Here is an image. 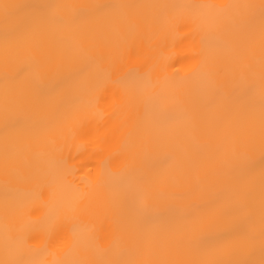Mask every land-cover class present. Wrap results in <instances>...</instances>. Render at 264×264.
Segmentation results:
<instances>
[{
  "label": "bare ground",
  "instance_id": "1",
  "mask_svg": "<svg viewBox=\"0 0 264 264\" xmlns=\"http://www.w3.org/2000/svg\"><path fill=\"white\" fill-rule=\"evenodd\" d=\"M11 4H44L51 7L47 14L55 16L62 23L49 25L46 29L35 30L19 40L5 41V22L0 15V259L5 258L6 224L14 226L17 232L30 227V219L54 216L56 206L49 203L39 205V211L31 217L16 216L6 220V195L10 202L17 204L29 200L35 201V186L23 182L30 164L47 166L55 161L61 149L69 156L68 166L75 169L67 176L68 186L63 188L60 197L70 201L77 194L76 189H84L85 180H90L97 189L100 202L94 205L95 211L83 217L88 229L96 230L99 239L89 246L88 256H101L103 249L111 248L119 255L127 250V258H135L136 252L129 245V236L139 233L154 236L167 258L182 260H206L214 258L211 254L194 249L188 243V228L183 220V210L203 194L210 199L227 203L232 197V186L225 185L222 177L230 169L239 165L240 174L234 177V184L250 182L251 195L255 204L253 223L257 233L260 229L261 170L264 158L261 156L258 142L260 120V76H259V29L255 32L256 73L254 76V102L250 118L255 121L257 144L254 150L239 149L234 152L233 140L246 125L249 115L243 112L231 97H227L219 87L216 73L217 57L214 51L207 53V63L193 74L199 57H192L193 42L185 39L188 29L176 27L168 38L165 54L171 65L167 69L170 79H161L157 91L159 96L149 101L156 105L145 111L137 109L132 101L115 93L109 82V67L97 68L89 65L87 79L76 85V101L65 113L57 116L58 127L49 129L46 136L32 134L31 115L35 104L50 103L54 97L49 95L57 81L62 78L49 70L48 57L53 59L61 55L84 64L79 55L77 43L86 36L95 34L103 27L110 45L117 49L121 72L130 68H140L147 72L154 65L160 50L157 41L150 32H146L143 42L135 56L124 55L130 42L127 35L132 32L129 24L119 32L112 31V21H124L140 16H165L172 13L182 14L187 9H166L153 7L159 5H199V4H258L259 0H4ZM94 5H138V8L110 7L103 15ZM84 6V7H82ZM87 44L88 41L84 40ZM198 46V45H197ZM7 47V59H6ZM43 49L48 55L34 58L35 48ZM25 67L23 81L13 76L16 66ZM158 68L153 78L160 76ZM241 69L237 58L226 55L223 59L222 77L235 84L247 82L241 79ZM114 79V77H112ZM181 85L177 95L176 85ZM99 98V99H97ZM120 105L117 115H113ZM163 111V118L159 112ZM18 117L26 119L25 127L13 126ZM65 119L68 124L64 125ZM79 126L80 134L72 139L69 128ZM151 135L154 143L141 148L140 137ZM63 137V138H61ZM72 145L71 152L65 143ZM89 147L77 149L76 145L88 144ZM97 146L102 149L94 154ZM166 156L162 174L166 186L159 188L152 181L141 179L145 161ZM8 164V175L5 164ZM106 161L102 176L101 163ZM249 164L251 166H249ZM119 188L129 193L130 214L123 213L113 202L108 192ZM179 191H187L183 199L174 196ZM195 194V195H194ZM149 207H141L144 198ZM165 208L174 210V218L159 215ZM45 221L41 227H46ZM85 255L80 249L65 255L57 252L48 255L54 258L73 259ZM261 259L259 243L251 257Z\"/></svg>",
  "mask_w": 264,
  "mask_h": 264
},
{
  "label": "snow or ice",
  "instance_id": "2",
  "mask_svg": "<svg viewBox=\"0 0 264 264\" xmlns=\"http://www.w3.org/2000/svg\"><path fill=\"white\" fill-rule=\"evenodd\" d=\"M51 7L44 4H11L0 0V15L5 22V41L19 40L35 30L46 29L49 25L62 23L55 16L47 14ZM84 7V6H82ZM100 11L110 7L138 8V5H94L91 6ZM166 9L183 8L187 12L182 14H169L165 16H140L124 21H112V31L119 32L121 27L125 29L130 24L132 32L127 35L130 41L124 50V55L135 56L138 54V45L143 42L146 32H150L157 41L160 56L157 62L147 72L140 68H130L121 72L119 59L122 60L117 49L113 48L108 35L101 26L98 31L86 36L77 43L79 55L86 63L81 64L77 60L61 55L56 59L48 57L49 70L62 75L49 95L54 97L50 103L35 104L31 115L32 134L46 136L49 129L58 127L57 116L65 113L69 107L75 104L76 85L87 79L86 70L89 65L97 68L102 65L109 67L108 78L114 91L120 94L125 101L135 103L137 109L143 107L148 111L156 105H149V101L159 96L157 91L161 79H170L167 69L169 57L165 54L168 46L170 32L176 27L188 29L185 39L193 42L192 57H199V61L193 74L199 71L207 63V53L214 51L217 57L216 73L219 85L227 97H231L236 105L249 119L233 140L234 152L239 149L254 150L257 144V129L255 121L250 118L252 104L254 102V76L256 66L254 63L255 44L254 36L259 29V76H260V120L258 142L262 158H264V0L258 4H199V5H159ZM84 40L88 43L85 44ZM198 45V46H197ZM34 58L47 56L48 54L37 47L32 52ZM228 55L239 60L241 79L247 73V82L235 84L230 79H223V59ZM7 59V47H6ZM158 68L160 76L153 78L152 73ZM25 67L16 66L13 70L15 79L23 81ZM114 77V79H112ZM177 95L181 92V85L176 86ZM99 99V98H97ZM120 105H117L113 115H117ZM159 118H163V111L159 112ZM64 125L68 124L65 119ZM26 119L18 117L13 121L17 128L25 127ZM80 134L79 126L69 128V135L75 139ZM63 138V137H61ZM151 135L140 137L141 148L153 144ZM88 144L76 145L77 149L89 147ZM65 147L71 152L72 145L65 143ZM102 149L98 146L94 154ZM69 156H65L61 149L55 161L47 166L30 164L23 177V182L35 186V201L29 200L23 203L10 202L6 195L5 216L6 220L16 216L31 217L39 211L36 201L41 206L54 203L56 211L54 216L36 217L30 219V227L17 232L14 222L6 224L5 258L0 259V264H264V168L261 170V200H260V229L257 233L253 217L256 209L251 195L250 182L234 184V177L240 174L239 165L230 169L222 177L225 185L232 186V197L227 203L208 198L203 194L195 195L192 203L183 210V220L188 228V243L194 249L209 253L214 258L206 260H182L167 258L162 254V249L154 236H145L132 233L129 236V245L135 249V258H127V250H122L119 255L113 254L111 248L103 249L101 256H88L89 246L99 239L96 230L88 229L83 224V217L95 211L94 205L100 202L97 189L100 181L95 186L90 180H85L84 189H76V196L70 201L62 200L60 193L68 186L67 176L73 175L75 169L68 166ZM167 157H156L145 161L141 179L149 180L155 186H166L162 169ZM106 161H102V176L105 172ZM249 166H251L249 164ZM5 174L8 175V164H5ZM187 191L174 193L179 199L187 195ZM109 198L115 202L119 209L130 214L129 193L119 188H112L108 192ZM149 200L145 197L141 201V207H149ZM174 210L165 208L159 215L169 219L174 218ZM46 227H41L44 222ZM257 242L259 243L261 259L256 261L251 257L255 254ZM80 249L85 253L73 259L54 258L49 261L48 255L56 256L57 252L67 255Z\"/></svg>",
  "mask_w": 264,
  "mask_h": 264
}]
</instances>
